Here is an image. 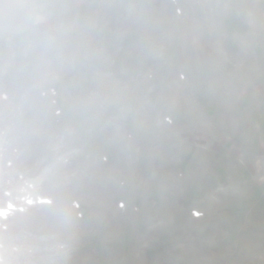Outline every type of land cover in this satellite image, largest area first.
<instances>
[{"label":"rangeland","instance_id":"rangeland-1","mask_svg":"<svg viewBox=\"0 0 264 264\" xmlns=\"http://www.w3.org/2000/svg\"><path fill=\"white\" fill-rule=\"evenodd\" d=\"M0 264H264V0H0Z\"/></svg>","mask_w":264,"mask_h":264}]
</instances>
